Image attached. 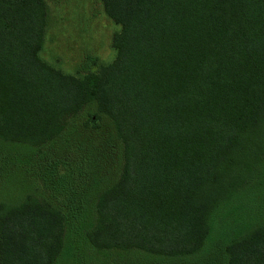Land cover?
<instances>
[{"label":"trees","instance_id":"obj_1","mask_svg":"<svg viewBox=\"0 0 264 264\" xmlns=\"http://www.w3.org/2000/svg\"><path fill=\"white\" fill-rule=\"evenodd\" d=\"M100 2L118 25L113 58L64 73L39 56L46 1L0 0V141L38 166L68 165L55 185L0 200V264H57L78 220L95 249L195 254L222 204L264 193V0ZM87 107L112 134L92 147L80 127L75 141L92 152L52 156ZM220 256L264 264V218Z\"/></svg>","mask_w":264,"mask_h":264},{"label":"rangeland","instance_id":"obj_2","mask_svg":"<svg viewBox=\"0 0 264 264\" xmlns=\"http://www.w3.org/2000/svg\"><path fill=\"white\" fill-rule=\"evenodd\" d=\"M45 1L47 19L39 51L41 59L64 73H75L92 57L96 62L103 64L113 58L111 36L118 30V25L105 14L100 0ZM89 68L93 66L90 65ZM93 112V107L84 108L80 112L74 126L73 123L69 126L77 131L72 133L70 129L67 130L70 136L65 144H51L49 152L52 156L63 157L62 161L78 163L80 153L92 152V147L99 141L100 148L104 145L112 134V127L104 116L100 120H90ZM80 127L88 129L86 132L91 133L93 143L88 149L81 142L75 141V138L80 137ZM27 152V147L23 145L0 141V200L16 202L26 192L36 188L42 190L44 184L55 185V180L59 181L56 177L60 176L61 166L68 167L58 161L50 163L49 166H38ZM106 153H109L108 149ZM110 165L109 163L106 166ZM67 172L69 169L63 174ZM89 173V170L84 172L86 178ZM91 196L93 193L86 195L88 202ZM88 205L86 204L85 215L90 210ZM263 218L264 193L260 190L241 192L216 210L212 216L208 241L206 240L203 249L195 254L175 258H158L132 249L120 252L95 249L82 238V220H78L69 230L68 241L58 257L57 264H221L220 252L223 245ZM84 224L86 223H83V227Z\"/></svg>","mask_w":264,"mask_h":264}]
</instances>
